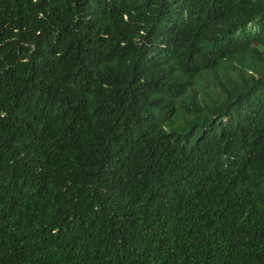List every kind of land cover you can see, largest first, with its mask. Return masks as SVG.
<instances>
[{"label":"trees","instance_id":"1","mask_svg":"<svg viewBox=\"0 0 264 264\" xmlns=\"http://www.w3.org/2000/svg\"><path fill=\"white\" fill-rule=\"evenodd\" d=\"M0 264H264V0H0Z\"/></svg>","mask_w":264,"mask_h":264}]
</instances>
